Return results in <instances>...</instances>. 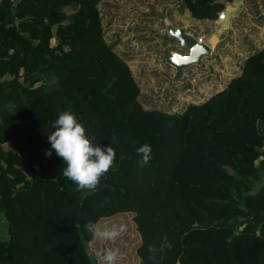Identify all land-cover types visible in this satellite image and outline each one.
<instances>
[{"label": "trees", "instance_id": "trees-1", "mask_svg": "<svg viewBox=\"0 0 264 264\" xmlns=\"http://www.w3.org/2000/svg\"><path fill=\"white\" fill-rule=\"evenodd\" d=\"M102 1L0 0V264H98L92 242L125 250L118 264H264V47L182 112L147 108ZM231 1L180 0L178 12L205 24ZM63 111L115 150L95 192L46 156ZM121 216L114 242L83 229Z\"/></svg>", "mask_w": 264, "mask_h": 264}, {"label": "rangeland", "instance_id": "rangeland-1", "mask_svg": "<svg viewBox=\"0 0 264 264\" xmlns=\"http://www.w3.org/2000/svg\"><path fill=\"white\" fill-rule=\"evenodd\" d=\"M179 6L180 0L100 3L106 38L127 59L141 86L140 99L147 108L182 112L189 103L222 89L241 71L243 59L264 47V0H232L219 18L205 24L183 16L178 12ZM166 17L175 26H187L189 33L199 32L198 38L207 42L213 53L204 56L202 63L195 62L183 69L175 65L169 55L179 43L167 36ZM112 223H124L122 216ZM96 245L92 242L90 248L95 254ZM125 252L122 249L120 257Z\"/></svg>", "mask_w": 264, "mask_h": 264}, {"label": "clouds", "instance_id": "clouds-1", "mask_svg": "<svg viewBox=\"0 0 264 264\" xmlns=\"http://www.w3.org/2000/svg\"><path fill=\"white\" fill-rule=\"evenodd\" d=\"M54 131L48 136L51 148L46 150V156H51L54 150L58 157L62 158L66 167L63 175L72 181L78 190L95 192L101 178L113 167L116 153L112 146L93 145L86 135L85 127L78 122L75 115L69 111H63L52 124ZM141 157L137 161L139 167H144L151 160V146L144 144L136 149ZM76 224V228H80ZM83 229L91 234L93 240L114 242L127 231L124 223H94L86 222ZM168 248L172 245L168 244ZM148 251L155 259L159 249L154 245L148 246ZM98 264H118L120 260L119 248L101 249L96 252Z\"/></svg>", "mask_w": 264, "mask_h": 264}, {"label": "water", "instance_id": "water-1", "mask_svg": "<svg viewBox=\"0 0 264 264\" xmlns=\"http://www.w3.org/2000/svg\"><path fill=\"white\" fill-rule=\"evenodd\" d=\"M167 36L175 39L179 47L170 51L169 59L175 65L186 68L192 63H202L204 56L213 53L212 47L205 41L188 32L187 26H175L165 18ZM185 48V51L182 50Z\"/></svg>", "mask_w": 264, "mask_h": 264}, {"label": "crops", "instance_id": "crops-1", "mask_svg": "<svg viewBox=\"0 0 264 264\" xmlns=\"http://www.w3.org/2000/svg\"><path fill=\"white\" fill-rule=\"evenodd\" d=\"M185 26V25H184ZM188 28V27H187Z\"/></svg>", "mask_w": 264, "mask_h": 264}]
</instances>
